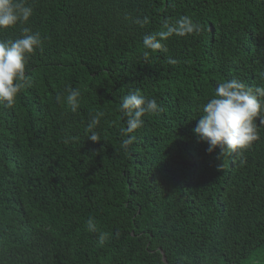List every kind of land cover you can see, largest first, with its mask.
<instances>
[{"label": "trees", "instance_id": "trees-1", "mask_svg": "<svg viewBox=\"0 0 264 264\" xmlns=\"http://www.w3.org/2000/svg\"><path fill=\"white\" fill-rule=\"evenodd\" d=\"M29 3L24 27L42 47L26 64L32 86L0 106V264H264V126L242 156L209 153L193 131L217 82L264 84V0ZM183 15L201 33L145 58L143 36ZM68 88L81 91L76 113L55 99ZM129 89L164 111L125 151Z\"/></svg>", "mask_w": 264, "mask_h": 264}, {"label": "clouds", "instance_id": "clouds-1", "mask_svg": "<svg viewBox=\"0 0 264 264\" xmlns=\"http://www.w3.org/2000/svg\"><path fill=\"white\" fill-rule=\"evenodd\" d=\"M34 15L29 0H0V32L20 26L21 35L15 39H0V106L13 108L18 95L32 86V78L26 75V64L30 56L42 47V39L38 32L33 33L24 27ZM136 24L144 27L148 18L136 20ZM202 27L199 22L188 15H183L171 22L165 21L163 30L143 36V55L148 58L150 53L167 51L164 41L169 38L199 35ZM167 63L176 65L178 61L169 58ZM264 82V71L259 72ZM56 102L64 104L76 113L81 106V91L68 88L65 95L57 94ZM117 111L125 119V127L121 128L124 139L121 148L128 150L136 136L133 134L144 126V117L158 115L163 107L156 99H149L140 89H129L121 98ZM202 115L193 129L200 141L208 145L207 151L212 153L219 148L220 156L224 152L242 156L254 142L260 139L259 129L264 126V84L251 87L236 78L217 82L214 93L202 105ZM103 112H97L87 125L88 140L99 142L100 134L96 131L100 125ZM259 121V124L257 123ZM65 139V143L69 140ZM87 229L97 232V226L89 218ZM104 236L101 233V240Z\"/></svg>", "mask_w": 264, "mask_h": 264}]
</instances>
